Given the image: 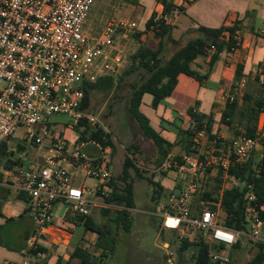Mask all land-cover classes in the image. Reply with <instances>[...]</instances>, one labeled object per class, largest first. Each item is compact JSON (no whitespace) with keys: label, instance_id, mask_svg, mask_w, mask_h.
Returning <instances> with one entry per match:
<instances>
[{"label":"built area","instance_id":"2783aa9c","mask_svg":"<svg viewBox=\"0 0 264 264\" xmlns=\"http://www.w3.org/2000/svg\"><path fill=\"white\" fill-rule=\"evenodd\" d=\"M94 2L0 0V143L9 140L19 128H24L27 140L43 146L48 138H53L47 119L56 113L70 116L78 129L109 131L98 116L81 107L83 85L114 70L109 59L113 50L119 51L118 36L128 38L137 23L112 18L100 35L89 37L84 26ZM162 19L168 22L169 16L154 14L155 24ZM259 33L264 39V28ZM234 39L235 44L228 49L230 61L236 58L244 43L240 33L235 34ZM208 49L212 54L217 51L214 44ZM116 58L120 61L121 55ZM259 72L264 75V64ZM237 84L234 93L222 95V101L234 100L245 80ZM194 142L198 150L207 142L205 126L196 133ZM259 145V137L241 134L233 140L231 153L242 163ZM88 146H92L95 155L86 151ZM112 152L111 146H102L89 139L52 142L47 147L46 164H16L0 175V184H8L5 178L14 176L17 180L15 187L28 195L36 220L30 238L34 247L48 233L53 223L54 206L60 200L85 216L95 208H120L119 204L106 201L113 190L109 183L113 175ZM231 153L220 157L210 155L206 160L200 159L198 154H184L180 160L168 157L162 164L149 168L157 173L173 171L186 180L156 210L163 218L162 227L181 230V237L190 230L208 232L212 243L226 246L210 251L212 260L221 264L231 260L226 251L228 246L234 245L241 235L260 238L264 225L261 217L264 206L259 209L252 203L255 196L251 192L246 195L249 200L246 216L249 232L232 230L219 223L217 212L205 207L204 201L201 202V213H192L206 165L221 162L227 168ZM138 166L141 170L146 169L140 163ZM71 168L80 169L84 178H94L95 184L91 187L74 185Z\"/></svg>","mask_w":264,"mask_h":264},{"label":"trees","instance_id":"16d2710c","mask_svg":"<svg viewBox=\"0 0 264 264\" xmlns=\"http://www.w3.org/2000/svg\"><path fill=\"white\" fill-rule=\"evenodd\" d=\"M161 2L164 5L163 14L172 16L176 11L173 2L171 0H161ZM171 28L172 26L164 19L160 20L158 24H155L153 15L148 22V29L160 40L159 44L156 46L149 45L141 38L143 34L137 33L136 37L139 39L140 44L132 54L128 66L119 74L110 72L99 76L97 80L93 82H85L83 85L84 98L81 107L87 110L92 94L96 91L108 93L129 84L131 92L128 98V110L137 123L140 133L148 137L153 144L154 149L152 154L147 153V159H153L156 165L162 164L168 157L179 160L182 159V155H169L172 146L175 144L181 145L186 154H198L200 159L206 160L210 153H212V150L214 152L213 154L218 157L222 156L224 153H231L233 140L241 134L259 137V116L260 113L264 111L263 98L254 99L253 101L248 99L250 103L245 105L240 115V122L243 124V128L235 132L234 136L230 138H217V135L213 134L212 123L210 121L206 122L205 117L199 113L196 107H191L188 110L190 126L188 128L179 127V134L175 143L166 140L150 124L149 118L141 110L144 95L147 93L151 94L153 96L152 104L156 107L166 97L173 93L181 74H186L198 81H202L204 75L193 68L194 61L198 57L206 55L207 49L214 44L217 47V51L212 56L210 62V65H212L218 57V52L222 51L224 47L229 49L235 44L234 35L239 33L237 32V26L229 27L223 25L218 28L199 26V36L189 39L185 43H180L175 42L172 38ZM168 39L174 42L178 47L175 48L169 57H166L163 51L165 48V41ZM260 79L264 88L263 74H260ZM236 106L237 97L227 102V110L222 114V121L233 123L234 120H227V118L235 117ZM204 126L207 132V142L203 145L201 150H198L194 147V137ZM78 131V141H87L89 139L100 143L102 146H111L112 148L114 146L110 131L107 132L103 129L89 130L88 128L79 129ZM262 141H264V138H262ZM89 153L90 155L96 154L92 151ZM135 155L137 156V154L133 155L129 153L123 163L122 172L123 178L126 181L125 187L123 188L124 190H119L117 188L114 183L113 175L109 182L113 190L110 196L106 198V201L111 203L118 202V204L121 203L122 206H120V208H102L104 213H110V209H116L112 217L116 223V233L118 234L120 229L129 230L133 225L131 209L135 208L134 182L132 178L129 180L128 178H130L131 169L136 171L140 169L138 166L139 162L135 159ZM230 158L231 160L227 168H224L221 162L215 163L216 165H206L203 176L210 175L212 169L217 167L216 177L218 184L215 186L214 191L204 190V196L203 198L199 197V201L195 198L192 204V213L194 215H199L201 213L202 201L205 202L204 206L210 208L207 204L209 200H212L215 196L216 198H214V200L219 204V207L225 214L222 220H218L219 223L232 230L249 232L248 223L246 221L249 200L246 195L248 192L254 194L255 200H253L252 203L259 209L261 206H264V154L260 150L254 149L249 158L242 163L238 162L232 153ZM12 166L13 165L9 163L6 165V167L9 168ZM140 171L147 172V170L144 169H140ZM151 172V176L148 177L151 182H154L153 178H157L158 175H166L167 173ZM140 175L143 177L142 174ZM226 175L234 180L232 186L223 187ZM202 185L203 183L199 186L198 194L203 190ZM160 189L163 190V187L160 186ZM176 190L177 187L175 191ZM212 208V210L216 211L215 207ZM261 217L264 222V210L261 211ZM66 219L72 221L74 225L84 224L87 229L95 231L98 235V242L96 243L94 251L78 246L74 251V256L79 257L83 264H106L105 258L108 252L111 254L114 253L116 235H109L103 227V224L95 222L90 215L85 216L74 212L69 206H67ZM192 231H196L194 237H191ZM174 234L176 235V242H180L179 251L181 253L190 246H196L194 264H221L220 262L212 260L210 251L213 248H225V245L212 243L211 239L200 232V230H190L184 233L183 237H181V230H174ZM43 237L44 236H42L41 239ZM104 237L107 239L106 242L102 243ZM110 237H112L113 241L109 240ZM258 241L257 243L260 248L259 252L249 264L264 263V241ZM239 245L240 240L232 246L238 247ZM39 246L40 244L38 242L36 248ZM99 249L102 250L98 254L97 252ZM227 264H229V262Z\"/></svg>","mask_w":264,"mask_h":264},{"label":"crops","instance_id":"0c3cea01","mask_svg":"<svg viewBox=\"0 0 264 264\" xmlns=\"http://www.w3.org/2000/svg\"><path fill=\"white\" fill-rule=\"evenodd\" d=\"M171 1L176 11L172 16H169L168 24L172 26L171 36L175 42L185 43L189 39L199 36V26L218 28L227 25L229 27L237 26V32L242 35L244 40L243 47L236 54L233 61L229 60L228 49L224 47L222 51L218 52V57L212 65H210V62L214 54L207 49V54L198 57L193 63V68H207V71L203 73L204 78L202 81L181 74L173 93L156 107L152 104L153 96L148 93L145 94L141 110L147 107L149 110L147 117L150 122H152L151 120L155 122L153 127L166 140L175 143L178 138L179 127L188 128L190 126L188 110L194 106L189 105L191 101H194L199 113L205 117V121L212 123L213 134L217 135V138L233 137L235 132L243 128L240 115L245 105L250 103L248 99L252 101L258 98L264 99V88L261 84L259 72V68L264 64V39L259 37L260 30L264 28V0ZM115 3L117 5L115 12L118 16H121L120 18L137 23L135 31L131 32L128 38L119 35L117 40L126 39L127 44H129L133 37L137 38V33H142L141 38L148 44L147 40L151 35L154 36L153 32L148 29L149 20L155 13H164V5L161 0H115ZM89 16L90 12L88 19ZM159 42L160 40L156 38V45ZM177 47L174 42L168 39L165 41L163 52L165 55L168 53L170 56ZM115 53L113 51L109 59V62L114 65L119 62L116 58L118 52L113 56ZM119 53H121V49ZM183 76L198 82L205 88V92L197 94L190 102L179 104L178 98H172V96L179 89ZM242 79L245 80V85L236 95L235 117L227 118V120L234 121L233 123L222 121V114L227 110V103L222 101V95L234 93L237 83ZM187 84L189 85L190 82H187ZM193 86L195 85L193 84ZM199 89L201 90V87ZM259 120L260 125L258 128L263 130L264 111L260 113ZM262 135L264 136V131ZM175 149L179 150L178 155L183 156L186 154L181 145L175 144L172 146L169 155ZM257 149L264 154V141L260 140ZM86 151L90 152L92 149H86ZM5 169L4 166L0 168V175L4 173ZM70 170L73 174L79 169L71 168ZM171 173L179 176V180L183 178L175 172H167L165 176L158 175L157 178L163 184V186H160L163 187V190L167 188L168 191V195L164 200L162 192L157 194L155 202L159 204L158 206L166 203L170 194L175 192L176 187L173 178H171V175H173ZM5 180L9 183L6 185L0 184V264H83L79 257L74 256V251L78 246L91 250L90 245H94L98 241L97 233L87 229L84 224L74 225L72 221L67 220L68 205L60 200L54 206L53 220L57 217L61 221L57 225L52 223L48 228V233L39 241L40 246L38 248L34 247L30 238L35 229L36 220L35 214L29 206L28 195L15 187L17 180L14 176H8ZM224 181L223 187L232 186L234 183V180L227 175ZM151 207L152 212L159 208L152 204ZM90 216L95 222L105 225L106 216L102 208L93 209ZM78 229L80 232H78ZM166 230L172 232L163 244L165 248H169L173 243L171 237L174 230ZM168 262L172 264L171 260Z\"/></svg>","mask_w":264,"mask_h":264},{"label":"rangeland","instance_id":"374dc122","mask_svg":"<svg viewBox=\"0 0 264 264\" xmlns=\"http://www.w3.org/2000/svg\"><path fill=\"white\" fill-rule=\"evenodd\" d=\"M116 6L115 0H95V3L90 10L89 19L84 26L85 34L92 38L96 37L101 34L111 18L121 19V16H118L115 12ZM117 41L121 53L116 50L113 51L121 54V59L116 65H112L114 66L113 71L119 74L128 66L132 54L138 48L140 43L138 38L134 37L130 43L128 42L129 44H127L126 39L123 40L121 38V40ZM147 42L149 45L155 46L156 38L151 35ZM116 53L113 54V56L116 55ZM166 57H169L168 53ZM195 69L201 74L207 71L206 67ZM105 71H108V69ZM187 82H190V84L188 85ZM193 84L196 87L193 86ZM200 87L201 90L199 89ZM204 90L205 88L198 84V82L192 81L191 78L183 76L180 87L173 94L172 98H178L179 104H184L193 100L197 94L205 92ZM130 92L131 88L129 84L124 85L120 89H114L108 93L96 91L92 94V98L87 107L88 112L98 116L112 134L114 146L112 148L111 169L114 183L117 188L119 190H124L123 188L125 187L126 181L123 178L122 170L124 160L129 153L133 155L137 154V156L135 155V159L146 168L144 170H147V172H142L140 169L139 171L131 169L130 178H128V180L132 178L134 182L133 191L135 208L131 210L133 219L132 227L129 230L120 229L118 234L116 233V223L112 217L116 209H110V213H104L106 219L103 227L109 232V235H116L114 253L111 254L108 252L105 258L106 264H170L168 262L169 260H171L172 264H194V252L196 246H190L181 253L179 251L180 242H176V235L174 233L171 237V239H173L171 246L165 248L163 245L166 241L165 239H167L172 232L162 227L163 218L159 211L155 210L152 212L153 209L151 204L158 208L159 204L155 202L157 194L162 192L164 200L168 195V191L167 188H165V190L160 189L159 185L163 186V184H161V181L158 178H153L154 182H151L148 179L152 173L149 168L155 163L153 162V159H147V153L152 154L154 146L148 137L140 133L137 123L129 113L128 98ZM189 105H194L193 107L197 108L194 101H191ZM142 111L146 116L149 114L147 107H144ZM72 120L73 119L70 116L63 113H56L50 116L47 119V126L53 133V138H48L43 146L27 140L25 138V129L19 128L9 140L0 143V166L6 167L8 163L13 166L17 163L25 165L46 164L47 147L52 142H74L75 139L79 137V129L73 125ZM151 121L150 124L154 126V120ZM263 131L264 129L260 130L258 128V136L260 140L264 137L262 135ZM87 149H92V146H88ZM178 152V149L173 150L171 156H177L179 154ZM211 152L210 155H214L213 150ZM140 174H142L143 177H141ZM171 174H173L171 175V178L174 180L175 187H181L186 183L184 178L179 180V176H175L174 173ZM216 174L217 167H214L210 175L205 177L203 174L201 175L199 183L200 186L203 183V190L196 196L197 201H199V197L203 198L204 190L214 191L215 186L218 184ZM72 179L73 184L78 186L85 184L86 186L91 187L96 182L94 178H84L80 169L73 172ZM214 198L216 197L214 196ZM214 198L209 200L207 205L211 209H213L212 207H215L217 218L220 221L224 218L225 214ZM116 204L118 205V202H116ZM119 206H122V204L119 203ZM60 221L59 218L55 217L53 223L57 225ZM78 232H80L79 229ZM195 232L196 231H192L191 237L196 235ZM200 232L203 234L205 233V235L210 238L208 232ZM259 236L260 238H252L248 235H241L239 238L240 245L238 247L228 246L226 251L231 257L229 264H249L259 252L260 248L257 243L259 242L258 240L264 241L262 240L264 239V225L262 226ZM106 239L107 238L104 237L102 243L106 242ZM109 240L113 241L112 237H110ZM95 246L96 244L90 245L91 251H94ZM101 250L102 249H99L97 253L99 254Z\"/></svg>","mask_w":264,"mask_h":264}]
</instances>
